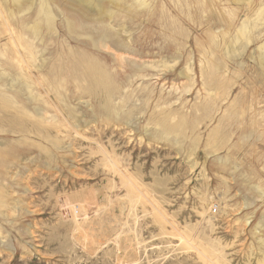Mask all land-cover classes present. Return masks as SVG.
<instances>
[{"label":"rangeland","instance_id":"obj_1","mask_svg":"<svg viewBox=\"0 0 264 264\" xmlns=\"http://www.w3.org/2000/svg\"><path fill=\"white\" fill-rule=\"evenodd\" d=\"M146 1L100 18L54 0L53 31L41 25L34 37L38 4L19 13L0 0V264L264 260V0ZM65 16L94 38L120 31L128 51L93 47ZM6 21L33 45L32 69L16 61ZM246 21L247 41L237 35ZM78 52L111 72L109 96L71 73ZM102 149L126 165L124 179Z\"/></svg>","mask_w":264,"mask_h":264},{"label":"bare ground","instance_id":"obj_2","mask_svg":"<svg viewBox=\"0 0 264 264\" xmlns=\"http://www.w3.org/2000/svg\"><path fill=\"white\" fill-rule=\"evenodd\" d=\"M4 1V0H2ZM77 5L79 6V9L82 8V10L84 11L85 10V14H86V11H96V15H98L97 17H103V15H105L107 18H111L113 15H114V11L116 12L118 9L117 7L121 4V3H126V0H111V1H108V0H74ZM131 2V4H133L134 6V9L135 8H140V7H148L147 5V1L146 0H128ZM244 1V0H243ZM6 2V1H5ZM4 2V5L6 4ZM11 2L14 4V7H17L19 10L16 11V12H19L21 13V11L23 10H29L30 8L29 7H33V5L38 4V8H37V21L36 23L31 27V33L34 37H38L39 35V31L40 29L42 28L41 25L45 26V29L48 30V31H53V27H54V15L52 13V9H51V4L54 3V0H11ZM108 2V3H107ZM130 4V3H129ZM153 4V3H152ZM151 4V5H152ZM189 5V4H188ZM12 6V5H11ZM121 6V5H120ZM7 7V6H5ZM181 8V6H179ZM201 7V6H200ZM2 8V7H1ZM121 8V7H120ZM119 8V9H120ZM128 8V7H127ZM136 10V9H135ZM79 11V10H78ZM121 11V10H120ZM82 11H80L81 13ZM124 12H126L124 10ZM9 13V11L7 12ZM79 13V12H78ZM80 13L78 16H80ZM121 13V12H120ZM142 13V12H141ZM10 14V13H9ZM84 14V12L82 13V15ZM84 14V15H85ZM139 14V13H138ZM7 15V14H6ZM82 16L83 18L85 16ZM117 15V14H115ZM122 15V13H121ZM4 16H5V13H4ZM7 16H10L12 18L11 15H7ZM92 16V15H91ZM131 16V15H130ZM170 16V15H169ZM9 17V18H10ZM66 17V16H65ZM75 17V16H74ZM105 17V18H106ZM229 17V16H228ZM261 17V16H260ZM10 18V19H11ZM68 17L65 18L66 22H67V29L69 31H71L72 33H76L77 36H86L89 38V40L91 41V44L93 47H102V48H116L117 50H119V52L122 50V49H127L128 51V47L129 45L127 46V40L125 42V40L123 38H125L123 36V38L121 39L120 38V35H121V32H113V30H105V29H102V32H100V36L97 37V38H94L92 37L89 33H85L84 30L82 31L81 28L79 29L80 31H78L77 28L74 23H72L70 21V19H67ZM76 18V17H75ZM80 18V17H79ZM85 18H87L86 20L88 22H91L93 23V21H91V19H88V16H86ZM5 19V18H4ZM74 19V18H73ZM258 19V18H257ZM8 20V19H7ZM12 20V19H11ZM78 20V19H76ZM80 20V19H79ZM102 20V19H101ZM107 20V19H106ZM84 21V20H82ZM99 20H97V24L99 25L100 23H98ZM103 21H104V18H103ZM255 21V20H254ZM65 22V21H64ZM77 22V21H76ZM80 22V21H79ZM165 22V21H164ZM7 25L9 26V32H8V35H9V43H10V46L12 47L13 49V52H14V55H15V59H17L16 61H22L26 64V67L27 68H30L32 69V66L31 64L33 65L34 64V60H35V55L32 53V47L33 45L28 42V41H23L21 36H17L15 35L14 32H12V29L10 28V25H9V22L6 21ZM5 23V24H6ZM80 23H84V22H80ZM95 23V24H96ZM103 23V22H102ZM172 23L175 25L177 22L172 20ZM248 22H244L241 26V28L239 29L238 31V36L242 39H245L246 41L249 40L248 36H249V33L252 32L250 29H249V25L247 24ZM84 25V24H83ZM86 25V24H85ZM90 25V24H89ZM88 23H87V26H89ZM92 25V24H91ZM103 25V24H102ZM179 25V24H178ZM251 25V24H250ZM79 26V25H78ZM101 26V25H100ZM86 27V26H84ZM93 27V26H92ZM107 27V25H106ZM112 27V26H111ZM25 28V27H24ZM44 28V27H43ZM83 28V27H82ZM96 28V27H94ZM92 28V29H94ZM108 28V27H107ZM7 30V29H6ZM86 30V29H85ZM116 30V29H115ZM120 30V29H119ZM122 30V29H121ZM177 30V29H176ZM67 31V30H66ZM88 31V30H87ZM94 31V30H93ZM98 31H101L98 27L97 29V33ZM183 31V30H182ZM250 31V32H249ZM70 32V33H71ZM90 32V31H89ZM71 33V34H72ZM96 33V34H97ZM123 34V32H122ZM125 34V32H124ZM252 34V33H251ZM167 35V34H166ZM186 35V34H185ZM25 36V35H23ZM116 37V38H115ZM214 37V36H213ZM238 37V38H239ZM172 39V37H170ZM212 38V37H211ZM170 39V40H171ZM129 40V39H128ZM238 41V39H237ZM236 41V42H237ZM244 41V40H243ZM235 42V43H236ZM245 42V41H244ZM250 43V41L248 42ZM242 45V44H241ZM261 45V44H260ZM259 45V46H260ZM111 46V47H110ZM258 46V47H259ZM97 49V48H96ZM231 49V48H230ZM246 49V48H245ZM259 51H260V54H259V60L256 58V60L259 61L260 65L264 68V43L258 48ZM257 49V50H258ZM20 51H23L24 52V57H21L19 56L18 53H20ZM125 51V50H123ZM237 51V50H236ZM178 52V51H177ZM245 52V51H244ZM240 53V52H239ZM121 54V53H120ZM230 54V53H229ZM232 54V53H231ZM243 54V53H242ZM181 55V54H180ZM236 55V54H235ZM234 56V55H233ZM232 56V57H233ZM238 57V54L236 55ZM258 56V55H257ZM240 57V55H239ZM71 73L72 74H75L76 78L79 79H82L86 82V87L84 88V90L89 93L91 92V94H95L96 92L98 91H101L103 93L106 92V94H109L113 92V88L114 86L116 85L115 84V80L111 74V72L107 69L106 66H104L105 64L100 61L99 59H97L95 56L93 55H90L86 52H78V53H75L72 58H71ZM207 59V58H206ZM205 59V60H206ZM122 60H125L124 58ZM204 60V61H205ZM131 61V60H130ZM20 63V62H19ZM104 64V65H103ZM20 65V64H19ZM18 65V66H19ZM131 69H132V75H131V78H137L139 76H141V67L138 65V63H131ZM260 66V67H261ZM25 67V66H24ZM23 68V66H22ZM34 68V67H33ZM36 68V67H35ZM25 69V68H24ZM29 69V70H30ZM189 69V68H188ZM191 69V68H190ZM2 72V71H1ZM20 72V71H19ZM18 72V73H19ZM22 72V71H21ZM28 72V71H27ZM31 72V71H30ZM187 72V70H186ZM188 74V73H187ZM19 75V74H17ZM23 76L22 77H19L17 78V83L22 86L21 90L22 91H25V93H27L28 97L29 98H33V91H32V86H33V83L31 80H29V78L22 74ZM143 75V74H142ZM181 75V74H180ZM182 75L185 76V79H187L188 77L182 73ZM181 75V76H182ZM21 76V74H20ZM183 76V77H184ZM15 77V76H14ZM213 77V76H212ZM129 79V78H128ZM127 79V80H128ZM188 80V79H187ZM193 80V79H192ZM211 80V79H210ZM38 82V81H37ZM129 82V81H128ZM32 84V85H31ZM217 84V83H216ZM126 85V84H125ZM204 85V84H203ZM214 85V84H213ZM37 86V84H36ZM49 86V85H48ZM205 86V85H204ZM1 87V86H0ZM51 87V86H50ZM191 87V86H190ZM202 87V86H201ZM185 89V88H184ZM44 90V89H43ZM189 90V89H188ZM45 92V91H44ZM188 92V91H186ZM2 93V92H1ZM223 93V92H222ZM40 94V93H39ZM38 94V95H39ZM9 95V94H8ZM38 95H35L36 97ZM47 95V94H46ZM12 96V95H11ZM34 96V97H35ZM136 96V95H135ZM13 98V97H12ZM26 98V96H25ZM39 98H41V96H39ZM50 98V97H49ZM209 98V97H208ZM57 99V98H56ZM28 100V99H27ZM223 100V99H222ZM0 101L2 103V105L4 107H7L8 106V103L7 101L2 98L0 96ZM37 101V100H36ZM53 101V100H52ZM51 101V102H52ZM58 101H60L58 99ZM81 101V100H80ZM61 102V101H60ZM79 102V101H78ZM214 103V102H213ZM58 104V102H57ZM62 104H65L64 102H61V107H62ZM40 107V106H39ZM34 110V109H33ZM58 110V109H57ZM210 110V109H209ZM67 112H69L68 114L70 116L73 117V119L75 118L73 115H72V111L70 110H66ZM65 111V112H66ZM61 112V111H60ZM130 113V112H129ZM36 114H38L39 116H42V109L41 111L40 110H36ZM61 114V113H60ZM67 115V113H66ZM106 116V115H105ZM108 117V116H107ZM105 119L106 123H107V120H109V118ZM53 120L54 118H56V115H53L51 117ZM69 118V117H68ZM203 118V117H202ZM60 119V118H59ZM76 119V118H75ZM198 120V119H197ZM104 121V122H105ZM131 121V120H130ZM199 121V120H198ZM67 122V121H66ZM94 122V121H93ZM68 123V122H67ZM72 123V122H71ZM109 123V122H108ZM13 124L16 125V122L13 121ZM132 125V124H131ZM65 126V125H64ZM78 126V125H77ZM78 129V128H77ZM80 129V127H79ZM85 129V128H84ZM58 131V130H57ZM123 131V130H122ZM61 132V131H60ZM68 132V131H67ZM71 132V131H70ZM78 132V131H77ZM76 132V133H77ZM130 133V132H129ZM217 134V133H216ZM215 134V136H216ZM81 135V134H80ZM138 135V134H137ZM94 136V135H93ZM164 136V134H163ZM84 138V137H83ZM91 140V139H90ZM96 141V140H95ZM98 143V142H97ZM98 145V144H97ZM103 150V149H102ZM105 156L104 158H102V161L104 159V166H106V169H108L112 174L114 175H118L120 176L122 179H124V177L126 175H128V169L126 167V165L124 164H121L119 161H114L112 160V158H110L107 154L108 152L106 153V151H102ZM103 157V156H102ZM129 157V156H128ZM101 162V161H100ZM103 166V165H102ZM229 167V166H228ZM130 176V175H129ZM128 176V177H129ZM111 180V179H110ZM128 181V180H127ZM131 182V181H130ZM129 182V183H130ZM134 183V182H133ZM125 184V183H124ZM130 185V184H129ZM109 186V185H108ZM132 186V184H131ZM135 186V185H134ZM112 188V187H111ZM140 189V188H139ZM134 192V191H133ZM132 193V192H131ZM254 194V193H253ZM134 198V196H133ZM259 198V197H258ZM250 203V202H249ZM247 204V203H245ZM250 205V204H249ZM246 221V220H245ZM181 243L182 244H186L184 241H182V238H181ZM259 264H264V260H262L261 262H259Z\"/></svg>","mask_w":264,"mask_h":264},{"label":"built area","instance_id":"obj_3","mask_svg":"<svg viewBox=\"0 0 264 264\" xmlns=\"http://www.w3.org/2000/svg\"><path fill=\"white\" fill-rule=\"evenodd\" d=\"M215 210V209H214Z\"/></svg>","mask_w":264,"mask_h":264}]
</instances>
